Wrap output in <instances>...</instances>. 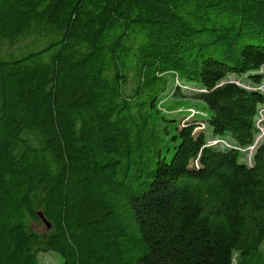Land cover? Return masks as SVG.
Listing matches in <instances>:
<instances>
[{
  "label": "trees",
  "instance_id": "16d2710c",
  "mask_svg": "<svg viewBox=\"0 0 264 264\" xmlns=\"http://www.w3.org/2000/svg\"><path fill=\"white\" fill-rule=\"evenodd\" d=\"M263 67L264 0H0V264H264V142L207 147L255 143Z\"/></svg>",
  "mask_w": 264,
  "mask_h": 264
},
{
  "label": "rangeland",
  "instance_id": "374dc122",
  "mask_svg": "<svg viewBox=\"0 0 264 264\" xmlns=\"http://www.w3.org/2000/svg\"><path fill=\"white\" fill-rule=\"evenodd\" d=\"M258 73H259V75H261L262 81L255 87H252V84L249 82L247 77L238 78L235 76H231L229 78V80L231 82H235L239 86H242V87L247 88V89L256 88L257 91L264 94V67ZM180 83L181 84H179L178 87L181 91V95H180V97H171L170 98L171 104L176 103V102H181L180 104L183 107L192 108V110H198V111H199V109H206L207 108V105L204 102L197 100V99H194V97H193L194 94L196 92H199L198 87L195 85L194 82L187 81V80H180ZM176 84H177V79H176ZM263 108H264V106L261 107V110ZM189 112H192V111L190 110ZM196 112L197 111H194V113H196ZM192 113L191 114L188 113V116H185L184 118H182L180 120L181 129H187L188 127H191L194 125L195 127H193V130H192L193 131L192 133L194 134L196 132V129L199 128L198 127L199 125H196V124H200L201 126H203V131L206 133L207 138H212L211 129L208 128V126L204 122H202L198 117H196V115H192ZM263 113H264V110H263ZM258 121H259V124L261 122H263V125L260 124V127L264 128V115H263V117L260 116L258 118L257 122ZM227 140L229 142L233 143V140L231 138H228ZM255 151L252 153H246V154L241 153L240 162L241 163H247V156L249 158L250 156H252V154L255 153ZM38 230L42 231V230H45V228L39 227ZM39 261H40V264H63L62 258L57 253H54V252L40 253L39 254Z\"/></svg>",
  "mask_w": 264,
  "mask_h": 264
},
{
  "label": "built area",
  "instance_id": "2783aa9c",
  "mask_svg": "<svg viewBox=\"0 0 264 264\" xmlns=\"http://www.w3.org/2000/svg\"><path fill=\"white\" fill-rule=\"evenodd\" d=\"M263 110H264V108L260 111V116H262V117L264 115ZM191 111L193 112V113L191 112L192 115H198L199 114V112L194 113L195 110H191ZM260 124L263 125V122H261ZM260 124L258 121L257 122V128L259 130V134L257 136L255 143L246 149L236 147L232 143H230L227 140L222 139V138L210 139L207 143V147H216V148H221V149H234V150L241 151L243 154L252 153L260 146V144H262L264 142V128L260 127ZM252 156H253V154H252ZM252 156H250L249 158L247 156V163L248 164H252Z\"/></svg>",
  "mask_w": 264,
  "mask_h": 264
},
{
  "label": "water",
  "instance_id": "95a60500",
  "mask_svg": "<svg viewBox=\"0 0 264 264\" xmlns=\"http://www.w3.org/2000/svg\"><path fill=\"white\" fill-rule=\"evenodd\" d=\"M43 222L46 225L47 230L49 231L51 228L50 224L45 219H43Z\"/></svg>",
  "mask_w": 264,
  "mask_h": 264
},
{
  "label": "clouds",
  "instance_id": "9594fccd",
  "mask_svg": "<svg viewBox=\"0 0 264 264\" xmlns=\"http://www.w3.org/2000/svg\"><path fill=\"white\" fill-rule=\"evenodd\" d=\"M216 138H218V137H216ZM212 139H215V138H212ZM225 140H227V139H225ZM228 141V140H227ZM229 142V141H228ZM231 143V142H230Z\"/></svg>",
  "mask_w": 264,
  "mask_h": 264
}]
</instances>
